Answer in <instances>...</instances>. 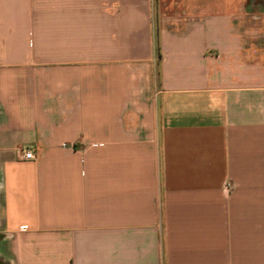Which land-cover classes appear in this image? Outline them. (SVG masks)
<instances>
[{"label":"crops","instance_id":"crops-1","mask_svg":"<svg viewBox=\"0 0 264 264\" xmlns=\"http://www.w3.org/2000/svg\"><path fill=\"white\" fill-rule=\"evenodd\" d=\"M249 6L0 0V264H264Z\"/></svg>","mask_w":264,"mask_h":264},{"label":"rangeland","instance_id":"rangeland-1","mask_svg":"<svg viewBox=\"0 0 264 264\" xmlns=\"http://www.w3.org/2000/svg\"><path fill=\"white\" fill-rule=\"evenodd\" d=\"M249 8L253 11H259L264 8V0H250Z\"/></svg>","mask_w":264,"mask_h":264},{"label":"built area","instance_id":"built-area-1","mask_svg":"<svg viewBox=\"0 0 264 264\" xmlns=\"http://www.w3.org/2000/svg\"><path fill=\"white\" fill-rule=\"evenodd\" d=\"M25 157L27 158H31L33 157V151L32 150H28L25 152ZM232 185H229L228 188H231Z\"/></svg>","mask_w":264,"mask_h":264}]
</instances>
